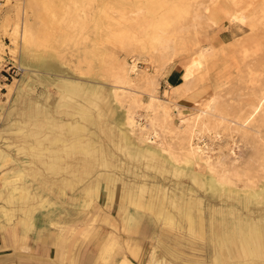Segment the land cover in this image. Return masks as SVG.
<instances>
[{
    "label": "rangeland",
    "instance_id": "obj_1",
    "mask_svg": "<svg viewBox=\"0 0 264 264\" xmlns=\"http://www.w3.org/2000/svg\"><path fill=\"white\" fill-rule=\"evenodd\" d=\"M164 9H171V20L167 28H157V14ZM152 33L156 38L151 41ZM205 51L204 64L200 54ZM7 61L22 71L0 78V148L19 168L6 175L0 172V185L27 183L30 192L36 191L37 177L28 170L35 164L23 154L26 144L16 140L39 117L48 127L50 111L58 118H63L59 109L76 114L66 105L54 109L63 82L97 85L107 102L98 117L103 125L96 124L92 115L97 116L98 109L93 106L88 107L92 115L85 126L93 146L109 152L110 165H94L70 190H57L64 202L42 191L41 204L47 206L32 213L33 218L47 220L58 236L69 235L67 250L78 242L79 254L67 252L63 264H82L88 253L89 264H95L111 235L115 239L111 260L100 264H211L214 246L204 238L210 218L220 211L227 219L237 213L244 216L245 203L251 210L261 206L250 192L264 191V0H0V68ZM175 65L181 74L186 68L190 72L185 86L172 89L169 85L178 81L168 83L172 80L167 73ZM132 120L138 126L125 124ZM120 137L124 142L117 146ZM195 142L202 147L199 160L187 153ZM133 146L157 149L170 162L168 169L174 164L186 174L147 167L143 157H134ZM27 149L34 151L32 146ZM213 169L223 174L221 192L228 188L235 192L230 200L233 213L226 211L228 198L213 192L220 188L217 180L218 186L207 181ZM101 173H112L124 183L157 185L168 198L184 193L182 197L194 203V226L156 221L153 211L117 199L105 206L104 192L83 207V194L77 191L95 178L97 192ZM187 174L202 184L193 188ZM1 189L0 205H6L9 199ZM71 193L73 200L65 202ZM197 200L201 202L196 204ZM13 202L8 204L9 216L0 212V223L19 217L17 200ZM119 208L125 209L121 216ZM133 212L144 219L142 234L124 228L126 213ZM135 238L138 257L130 251ZM58 248L61 251L62 244ZM224 257L220 264L233 263Z\"/></svg>",
    "mask_w": 264,
    "mask_h": 264
},
{
    "label": "crops",
    "instance_id": "obj_2",
    "mask_svg": "<svg viewBox=\"0 0 264 264\" xmlns=\"http://www.w3.org/2000/svg\"><path fill=\"white\" fill-rule=\"evenodd\" d=\"M180 74L181 67L178 65L172 66L167 73V78H171L172 81L167 80L168 83L172 84L177 82ZM0 83L2 82L0 81ZM61 85L63 94L58 99L54 109L58 110L59 107L66 105L74 110L76 114L59 109L58 111H60L59 113L63 118H58L53 114L55 111H50L52 119L48 121V127L42 121L41 117H39L38 121L29 129L27 128V131H22L16 140L26 144V146H23L26 147L23 154L30 157L31 162L35 164V166H30L28 170L31 175L37 177V179L34 180V183L37 186L36 191L30 192V186L27 183H13L10 186L1 183L0 185L2 188L1 194L5 197L6 201L9 199L6 205H0V212L6 217L9 216L10 207H8V204L14 203L13 199L17 200L15 207L20 212L19 217L16 220H13L12 223H0V264H63L62 260L65 258L67 252L70 256H77L79 254V247L77 246L78 242L75 244L74 248L73 246L71 248L70 244V250H67L70 239L69 235L65 234L64 238L58 236L54 229L48 226L47 220L44 221L39 218H33L32 213L41 207V205L42 207L45 206L43 203L41 204V200H45L41 197L42 191L50 193L54 198L64 202L62 197L57 193V190H70L71 185L85 179L87 175L94 170V165L108 166L111 163V157L108 151H104L102 147L95 148L93 146L92 139L87 136L88 130L85 126L86 122L90 119L89 117L92 115L91 112L89 113L88 107L93 106L98 109V113L97 116H92L96 118V124L99 127L102 124L100 123V120H98V117L102 116L101 114H103V112H100V108L90 102L89 97H86L85 94L89 86H94L96 91L99 92V95L104 98L102 89L97 85L83 84L74 86L71 82H63ZM76 109L79 111H76ZM74 115L77 116L74 117ZM102 130L105 129L102 128ZM110 131L111 129L109 128L108 136L111 139ZM122 140L121 137L118 138L116 143L117 146L123 144L124 141L122 142ZM67 142L75 143L76 147L73 151H75L76 155L74 157L57 153L58 150L63 147L64 143ZM125 144L126 143H124V146ZM28 146H32L34 151H29L27 149ZM2 150L4 155L0 157V172H2L3 175H6L10 173L9 171L13 172L15 169H18L19 166H15L12 159H9L8 153H6L4 149ZM133 152L134 157H143L146 160L147 167L158 169L161 172L171 171L172 174L177 176H184L187 172L186 169L175 166L174 164H171V168L168 169L166 164L170 162H168L155 148L150 147L145 149L133 146ZM138 152L140 155H137ZM82 165H87L86 172L84 173H81ZM72 166H74L73 173L70 175L66 174L65 170H68ZM187 175L189 176V174ZM196 176L199 178L197 174ZM94 181L95 178L90 179L89 182L84 184V187L77 191H80L83 194L81 200L82 206L85 205L88 196L96 195L100 198L101 192L104 190L105 200H103V203L105 206H110L114 199H117L118 202L123 201L124 203L133 205L135 209L148 212L153 211L156 221L161 220L164 223L167 222L168 224L185 226L187 229L188 227L192 228L195 224V217L193 216L194 203L191 201L192 198H183L182 195H185L184 193L174 194L172 197L168 198L164 192L165 189H161L157 185L147 186L144 182L136 185L133 183H124L112 173H104V175L102 173L100 174V182L96 186V188H98L96 192L94 190ZM198 185L200 184H191L193 188L198 187ZM192 187H190L191 193L193 192ZM119 188L123 189L122 194L118 193ZM207 188L208 186H205V189ZM17 191L18 194L15 193ZM162 192H164L163 197H159ZM213 192H216L219 196L223 195L224 198H228L227 201L229 203L226 206V211L233 213L234 209H232V206L235 207V205H233L230 200L231 198H235V192L231 189L229 190V188L222 192L217 190H213ZM250 194L257 197L259 200L257 201V204H261L260 207L251 210V206L248 203H245L244 216L237 213L236 215H231V217L227 219L226 215L220 211L219 215H214V217L210 218L208 232L204 238H209L214 246L213 249L215 252L211 264H220V257L221 259H225L224 255H226V259L233 260L232 264H248L247 261H249V264L252 262L253 264H264V191L253 194L250 192ZM34 197L35 199L36 197L39 199L35 201ZM73 198L74 197H72L71 193V195L66 197L65 202L73 200ZM198 202L201 201L197 200L195 203L197 204ZM184 205L189 206L188 208L190 211L186 208L183 209ZM168 206L174 207L176 211L170 210ZM117 211L120 216L125 213L124 208H119ZM253 212L257 214L252 216ZM139 216L140 215L135 212L126 213L124 228H126L125 230L127 232H133L135 235L145 232L146 227L143 225L144 219ZM190 220L192 221L191 225L189 224L191 223L189 222ZM248 220H251L252 222ZM139 222H141V226ZM102 239L103 237L99 238L98 245ZM57 240L60 245L62 244L61 251L58 248L59 244ZM114 240V237L111 235L108 241L104 244L95 264H100V262H104L105 260L106 262H108V260L110 262V251L113 247L112 244ZM133 241L130 251L134 256L138 257V248L136 249L134 247L137 245L136 238L133 239ZM248 244L251 245L250 249ZM222 246H225L226 248ZM91 257L92 255L90 253L86 254L82 264H89Z\"/></svg>",
    "mask_w": 264,
    "mask_h": 264
},
{
    "label": "bare ground",
    "instance_id": "obj_3",
    "mask_svg": "<svg viewBox=\"0 0 264 264\" xmlns=\"http://www.w3.org/2000/svg\"><path fill=\"white\" fill-rule=\"evenodd\" d=\"M168 2V1H167ZM166 2V3H167ZM172 2H175V1H172ZM142 3V2H141ZM166 3H164L165 5H167ZM172 4V3H171ZM176 4H177V1H176ZM153 5V4H152ZM165 5H163V7L165 6ZM174 5H175V3H174ZM176 6V5H175ZM166 7V6H165ZM179 6H178V4H177V6H176V8H178ZM149 8V7H148ZM162 8V7H161ZM170 8H171V6H170ZM173 9V8H172ZM171 9H167V10H165L164 9V11H162L163 13L161 14V12L160 13H158L157 15H158V17H159V19H158V21H157V23H155L154 25L157 27V28H161V27H165L166 26V28H167V24H168V22L171 20L170 18L172 17V16H169V14H170V11ZM175 11V10H174ZM176 11H178V9L176 10ZM147 12V11H146ZM172 13V12H171ZM159 14H161V16L159 15ZM174 14H175V12H174ZM173 14V15H174ZM149 15V14H148ZM177 14H175V16H176ZM179 15V14H178ZM180 16V15H179ZM147 18V17H146ZM154 18V17H153ZM155 18H156V16H155ZM169 20V21H168ZM156 21V20H155ZM143 25V24H142ZM155 26H153V27H155ZM149 28V27H148ZM164 29V28H163ZM152 31V30H151ZM159 32V31H158ZM21 36V35H20ZM23 38H24V35L22 36ZM154 38H156L155 37V33H152L151 34V41H152V39H154ZM23 41H24V39H23ZM29 41V40H28ZM156 41V40H155ZM150 44V43H149ZM153 45V44H152ZM25 47V46H24ZM203 50H208V48H203ZM202 50V51H203ZM206 51L205 52H201V58H202V63H206L207 62V57H208V54L206 53ZM210 53V52H209ZM212 53V52H211ZM214 55H217V52H215L214 51V53H213ZM198 55V54H197ZM196 55V56H197ZM210 55V54H209ZM195 57V56H194ZM194 57H192V58H194ZM199 57V56H198ZM194 59H196V58H194ZM197 60V59H196ZM209 61V60H208ZM213 62V61H212ZM190 65V64H189ZM189 65H187V66H189ZM191 66V65H190ZM197 65H195V67H196ZM191 68H194V66L193 67H191ZM133 69H134V65H132L131 66V71H133ZM190 72V68H186L185 69V71L181 74V76H180V78H179V80H178V82L175 84V85H169V87L170 88H172V89H177V88H182L183 86H185L186 84H187V82H186V79H187V75H188V73ZM125 73V72H124ZM190 77V76H189ZM191 80V79H190ZM178 84H180V85H178ZM85 86V85H84ZM182 86V87H181ZM74 88V87H73ZM98 88V87H97ZM71 91V90H70ZM77 91V90H76ZM65 94V93H64ZM72 94V93H71ZM75 94V93H74ZM86 97H89V101L90 102H92V103H94L96 106H98L100 109L99 110H103L104 108H105V106H106V99H104L103 97H101L100 95H99V92H97L96 91V89L94 88V86H89L88 88H87V91H86ZM66 95V94H65ZM205 100V99H204ZM203 100V101H204ZM209 102V101H208ZM89 104V103H88ZM202 104V103H201ZM91 106H92V104H91ZM206 108H210L209 106H205ZM202 108H204V107H202ZM201 108V109H202ZM199 109V108H198ZM211 109V108H210ZM202 110H204V109H202ZM205 110H208V109H205ZM209 112V111H208ZM203 114H204V112H203ZM221 117V116H220ZM129 119H132L131 117L129 118ZM128 127H131L132 125H135V126H138V124H137V122H134V120H132V121H127L126 123H125ZM193 131V130H192ZM107 135H108V133H107ZM146 139H148L149 138V136L148 137H145ZM199 139V138H198ZM197 143L198 142H195V147L193 148V149H191V150H187V153L189 154L188 156H189V158H192V159H195V158H201V155H202V147L201 146H198L197 145ZM76 146H75V143H72V142H67V143H64V145H63V147L62 148H60V150H58V152L57 153H59V154H61V155H63V154H65V155H69V156H75L76 155V153H75V151H73V149L75 148ZM144 152V151H143ZM2 155H4L3 154V150L0 148V157L2 156ZM137 155H140L139 154V152H138V154ZM168 155H170V154H168ZM143 156V155H142ZM188 156H186V157H188ZM144 157H145V153H144ZM198 159V160H199ZM52 160V159H51ZM162 160V159H161ZM189 160V159H188ZM53 161V160H52ZM155 161V160H154ZM156 161H157V159H156ZM203 162V161H202ZM159 163V162H158ZM160 163H161V161H160ZM87 166V165H86ZM86 166L85 165H82L81 166V173H84V172H86ZM15 167V166H14ZM73 167L74 166H72V167H70L68 170H65V173L66 174H68V175H70V174H72L73 173ZM222 167V166H221ZM161 170V169H160ZM9 172H11V171H9ZM211 175L210 176H208L207 177V181H208V183H210L212 186H220L221 184V186H223L225 183V181L223 182V174L222 175H219L218 173H217V170H215V169H213V170H211ZM225 173V172H224ZM238 174V173H237ZM227 175V174H226ZM228 175H230V174H228ZM234 175V174H233ZM238 176V175H237ZM189 178H190V182H191V184L193 185H196V184H200L201 185V183H199L200 181L199 180H197V179H195L196 181H194V179L192 178V176H191V174L189 175ZM231 178V177H230ZM218 179H220L221 181H219ZM226 179V178H225ZM216 182H218L219 184L217 185V184H215V181ZM238 180V179H237ZM231 181V180H230ZM230 181H228L227 180V182L229 183ZM236 182V181H235ZM60 183V182H59ZM62 183V182H61ZM224 183V184H223ZM57 184V183H56ZM232 184V183H231ZM231 184H229L230 186H233V185H231ZM26 185V184H25ZM220 186V190L218 189V191H220L221 192V190L223 189V187H221ZM7 188V187H6ZM15 188V187H14ZM103 189V188H102ZM13 190V189H12ZM144 190V189H143ZM8 192V191H7ZM10 192H11V190H10ZM102 192H104V190H102ZM101 192V193H102ZM118 192L120 193V194H122L123 193V189H120L119 188V190H118ZM14 193V192H13ZM139 194V193H138ZM161 194V193H160ZM13 195V194H12ZM123 196V195H122ZM139 196V195H138ZM222 196V195H221ZM93 196H88L87 197V200H86V203H85V205L83 206V207H85V208H88V206H89V202H90V200H91V198H92ZM115 197H117V196H115ZM163 197V196H162ZM130 198V197H129ZM39 198L38 197H36V199H35V197H34V200L36 201V200H38ZM158 199V198H157ZM127 200V199H126ZM142 200V199H141ZM14 201V200H13ZM16 204V203H15ZM137 204V203H136ZM159 206V205H158ZM25 207V206H24ZM189 206H186V205H184V207H183V209H187L188 211H190L189 210V208H188ZM22 208V207H21ZM84 209V208H83ZM25 210V209H24ZM22 211V210H21ZM183 212V211H182ZM161 215V214H160ZM22 217V216H21ZM172 220V219H171ZM189 222H191V223H189L190 225L192 224V221L190 220ZM189 225V226H190ZM248 232V231H247ZM247 236V235H246ZM230 237V236H229ZM228 237V238H229ZM249 237V236H248ZM248 239V238H247ZM54 240H55V238H54ZM59 240V239H58ZM57 240V241H58ZM58 244H59V241H58ZM231 245V244H230ZM58 246H60V244L58 245ZM56 247V246H55ZM239 248V247H238ZM133 254V253H132ZM234 254V253H233ZM136 255V254H135ZM138 256V255H137ZM136 257V256H135Z\"/></svg>",
    "mask_w": 264,
    "mask_h": 264
},
{
    "label": "built area",
    "instance_id": "obj_4",
    "mask_svg": "<svg viewBox=\"0 0 264 264\" xmlns=\"http://www.w3.org/2000/svg\"><path fill=\"white\" fill-rule=\"evenodd\" d=\"M22 71V67L17 64H13L10 61L4 63L0 68V78L7 79L8 77H14Z\"/></svg>",
    "mask_w": 264,
    "mask_h": 264
}]
</instances>
